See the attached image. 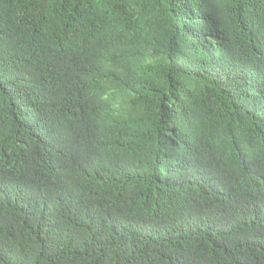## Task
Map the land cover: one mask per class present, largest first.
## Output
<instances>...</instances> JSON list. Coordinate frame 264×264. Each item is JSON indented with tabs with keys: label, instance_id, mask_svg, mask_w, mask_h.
<instances>
[{
	"label": "trees",
	"instance_id": "trees-1",
	"mask_svg": "<svg viewBox=\"0 0 264 264\" xmlns=\"http://www.w3.org/2000/svg\"><path fill=\"white\" fill-rule=\"evenodd\" d=\"M263 66L264 0H0V264H264Z\"/></svg>",
	"mask_w": 264,
	"mask_h": 264
},
{
	"label": "clouds",
	"instance_id": "clouds-1",
	"mask_svg": "<svg viewBox=\"0 0 264 264\" xmlns=\"http://www.w3.org/2000/svg\"><path fill=\"white\" fill-rule=\"evenodd\" d=\"M210 19H211L210 24L213 23V26H216L217 14L212 15ZM213 19H214V22H213ZM224 39H225V31H223L222 29H220L219 31L213 32V37H211V40H213L215 44L224 43Z\"/></svg>",
	"mask_w": 264,
	"mask_h": 264
}]
</instances>
